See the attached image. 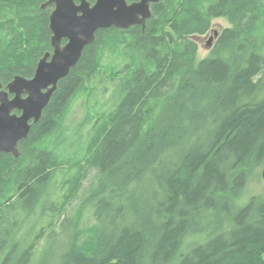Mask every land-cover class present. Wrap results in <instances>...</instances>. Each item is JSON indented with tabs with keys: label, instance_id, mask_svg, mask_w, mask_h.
Wrapping results in <instances>:
<instances>
[{
	"label": "trees",
	"instance_id": "1",
	"mask_svg": "<svg viewBox=\"0 0 264 264\" xmlns=\"http://www.w3.org/2000/svg\"><path fill=\"white\" fill-rule=\"evenodd\" d=\"M45 1L0 0L4 87L32 78L53 51ZM151 9L144 26L98 30L20 156L0 151V264H54L49 246L42 259L34 253L66 231L55 264H264V194L241 201L264 164V0H159ZM220 17L230 25L198 60L192 36ZM107 47L125 62L109 76L119 100L99 115L83 101L69 128L75 98L95 94ZM68 128L79 159L61 184L57 175L74 168L59 151ZM49 136L55 148L43 144ZM86 208L93 222L83 227Z\"/></svg>",
	"mask_w": 264,
	"mask_h": 264
},
{
	"label": "water",
	"instance_id": "2",
	"mask_svg": "<svg viewBox=\"0 0 264 264\" xmlns=\"http://www.w3.org/2000/svg\"><path fill=\"white\" fill-rule=\"evenodd\" d=\"M159 0H48L55 4L50 14L52 52L39 61L32 78L16 75L6 87L0 82V151L20 156L19 143L42 117L58 83L80 60L100 29H128L145 25L151 5ZM215 32V38L218 36ZM195 36L200 35H194ZM214 37L208 41L211 47ZM65 41V43H64ZM264 179V164L261 170Z\"/></svg>",
	"mask_w": 264,
	"mask_h": 264
},
{
	"label": "rangeland",
	"instance_id": "3",
	"mask_svg": "<svg viewBox=\"0 0 264 264\" xmlns=\"http://www.w3.org/2000/svg\"><path fill=\"white\" fill-rule=\"evenodd\" d=\"M213 27L211 29V31L206 34V35H200V36H195L193 39H195L198 42V57L197 59L200 60L204 57H206L209 53L210 50L212 48L208 47V41L211 39V37H214L215 39V32H220L221 29H223L224 27L229 26V21L227 18L224 17H220V18H214L213 19ZM213 39V41H214ZM212 41V44H213ZM109 47H107L105 50H103L101 52V65H102V70H101V76L98 77L97 80H95L92 83V87L95 88V94L93 95V97L88 96L87 91H82L84 93H79V95L75 98L74 102L71 105V112L69 115V118L67 119V125L69 128H71L70 125H72L71 119L73 117V114H78V115H83L84 114V110L85 106L84 102H86V104L88 105V109H90V111L92 110L95 114L97 113L99 115V113H102L108 109H111L114 107V103L119 100L117 97V93L115 92L117 90V86H116V82L113 80H109V76L113 75V71L117 72L118 70H121L124 68L125 62H124V58L123 57H119V56H115L112 54V52H110ZM118 76V74L116 75ZM118 102V101H117ZM83 106V107H82ZM78 117V116H75ZM75 117H73V120H77L80 119L81 117L79 116L77 119H75ZM73 126V125H72ZM74 127H76V131L78 132V126L77 123H74ZM68 128V134L70 135V137H72L71 140H67L64 141V137H61V144H60V155H62V157H64L67 162L65 163V167L64 169L68 168H72L74 167L71 171H66L65 176H63L62 172H60L57 175V180L58 182H61V184H63V180L64 178L67 177H71L76 173V168H75V162L79 159L78 154H77V149H75L74 147L71 146V142L74 143V145L76 147L77 146V137L76 135V131L73 130L70 133V130ZM81 133V132H80ZM80 133H78V139H80ZM84 134H88V129H86L84 131ZM43 144L45 145L47 142L49 144V146L54 147L55 148V137L51 139V137H47L43 140ZM65 142V143H64ZM70 142V143H68ZM79 144H81L80 140L78 142ZM74 164V165H73ZM263 167V166H262ZM262 167L259 171L258 177L255 176L248 184L241 201L246 202L250 196L254 195V194H264V179L261 176V170ZM260 177V178H259ZM92 178V172L89 173L88 178L84 181V186L87 187V185L89 184L90 180ZM65 191L62 189H59V191L56 193V195L59 199L63 196H65ZM58 199V201H59ZM78 202V203H77ZM73 206L74 209H72V205H69L68 208L70 210V213L73 211L74 213L77 212V208H79L80 204H81V200L78 199ZM80 203V204H79ZM63 212V211H62ZM63 217V216H62ZM61 217V218H62ZM93 222V217H92V213L90 209H84V218H83V222L82 225L83 227L87 226L88 224H91ZM76 224V221H75ZM85 225V226H84ZM61 230V228L59 229V231ZM58 232V231H57ZM61 234L59 233V237L57 238V240H55V238H53L52 240L48 241L47 238L42 239L37 248L36 251L34 253V260L37 261L39 258H43L45 256H47L44 253V249L46 247L49 246V249H51V253L48 255V259H50L54 264H55V253L57 252L56 250V246L57 243L61 244L63 241H68V236H71V232L70 231H66L65 234L62 233V236H60ZM2 259V255H0V260Z\"/></svg>",
	"mask_w": 264,
	"mask_h": 264
},
{
	"label": "flooded vegetation",
	"instance_id": "4",
	"mask_svg": "<svg viewBox=\"0 0 264 264\" xmlns=\"http://www.w3.org/2000/svg\"><path fill=\"white\" fill-rule=\"evenodd\" d=\"M76 1L79 2V0H76ZM47 2H48V0H46L45 3H43L42 8L48 7V9L50 10V13H49V19H50V14L55 9V4L54 3H52V4H46Z\"/></svg>",
	"mask_w": 264,
	"mask_h": 264
}]
</instances>
